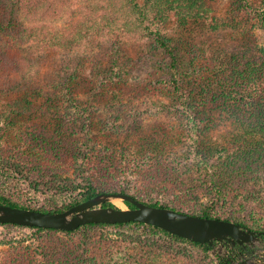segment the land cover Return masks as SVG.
I'll return each instance as SVG.
<instances>
[{"label": "trees", "instance_id": "obj_1", "mask_svg": "<svg viewBox=\"0 0 264 264\" xmlns=\"http://www.w3.org/2000/svg\"><path fill=\"white\" fill-rule=\"evenodd\" d=\"M234 4L232 15L218 19L208 0H0V116L6 115L2 121L38 114L43 86L37 69L50 56L58 66L56 87L48 89L50 97L68 102L79 112L93 103L117 112L116 90L122 89L119 86L129 74V47L153 40L169 58L167 65H161L165 78L156 81H167L169 86L165 91L170 92V103L161 106L177 121L174 140L190 145L186 159L178 162L187 170L174 173L186 174L188 184L183 183L184 177L155 167L145 169L151 176L144 175L143 166L158 155L160 146L155 142L145 143L148 153L142 154L149 155L131 174L126 164L114 166L113 159L103 155L110 151L107 146L94 161L89 150L81 152L67 144L70 131L71 140L80 139L72 130L77 121L66 128L57 114L59 130L52 134L57 139H51L48 148L39 141L34 158L13 160L0 150V203L60 212L102 192H121L150 205L234 220L264 231V224L252 222L251 212L243 206L244 199L250 201L254 192L259 193L258 186H264V46H252L247 34L253 25L250 16L258 15L264 25V0L260 6L250 0ZM171 20L179 26L214 21V33L229 30L243 35L245 41L243 46L220 51L195 46L188 59L190 41L182 34L171 37L166 27ZM92 46L96 51L90 55ZM109 93H114L113 98ZM219 119L231 124L230 134L216 133ZM55 149L59 154L47 157ZM69 158L76 163L74 176H60L56 167L66 165ZM208 188L209 202L196 208L198 191ZM177 195L191 199L190 203L178 201ZM40 197L47 202L37 205L35 199ZM110 205L116 207L104 204ZM0 225L35 233L77 234L76 244L69 238L54 240L56 245L48 246L41 264H218L208 254L213 246L139 221L87 223L74 230ZM104 232L116 237L104 240L99 236ZM25 255H0V264H26Z\"/></svg>", "mask_w": 264, "mask_h": 264}, {"label": "rangeland", "instance_id": "obj_2", "mask_svg": "<svg viewBox=\"0 0 264 264\" xmlns=\"http://www.w3.org/2000/svg\"><path fill=\"white\" fill-rule=\"evenodd\" d=\"M139 1L140 3L143 2V0ZM208 1L214 8V15L220 19L232 15L231 9L235 6L236 0ZM250 2L254 6L262 4V0H250ZM249 20L253 24L251 28H248L249 43L252 46L263 47L264 25L261 18L258 15H252ZM212 22L214 21L199 24L191 22L187 26H179L175 20H171L166 27L171 37L174 38L182 34L185 39L190 41L188 46H192V48H190L191 52L188 59H191V56L194 55L195 46H206L208 49H216V51L231 46H243L245 41L243 35L231 34L229 30L215 31L214 33V29L211 28ZM248 38H246V41ZM95 51V46H92L90 55L94 54ZM129 53L131 56L129 74H126L125 81L119 86H123L122 89L118 88L116 90L118 101L115 111L117 112L104 109V106L94 105V103L89 105L87 110L79 112L72 108L68 102L58 103L54 96L50 97L48 94L49 88L56 87V70L58 66L51 60V56L47 59L44 58L40 68L37 69L39 71L37 77L40 78L43 86V96L38 102V114L21 119L15 118L9 123L8 121H2V118L6 115L0 116V150L6 153V158L18 161H24L25 158H22V156L34 158L32 154L39 141L47 148L50 147V140L57 139L52 134L57 133L59 130L56 120L57 114H59L64 118L66 128L68 126L73 127L74 121H77L72 130L77 132L80 139L76 142L71 140L72 131H70L66 143L72 144L81 152L89 150V156L94 161L96 156L102 154V148L107 146L110 151L104 152L103 155H106L109 159L112 158L111 162L114 166L126 164L128 172L133 174L138 166L142 164L143 159L149 155L142 154V152H147L148 145L145 143L155 142L160 146L156 150L159 156H151L148 159V164L143 166L142 172L145 176H151V173L145 171L146 168L151 167L174 176L180 175L174 173L187 170L183 164H178V162L180 158L186 159L190 145L177 141L178 139L174 140V135L178 130L177 121L170 119L161 106L162 103H170V92L165 91V88L169 86H167V81L164 84L156 83L158 78H165L166 76L161 65L168 64V55L153 40H141L139 44L129 47ZM63 90V93L67 91L66 89ZM108 95L111 99L114 93ZM2 114L4 113L2 112ZM230 126L231 124L228 121L222 122L219 119L216 133L220 136L228 135L231 133L229 131ZM55 150L56 152H49L47 157H56L59 150ZM62 156H65V154ZM62 165L61 163L58 164L56 172L59 171L60 176L63 177H73L75 161L69 158L67 164L63 167ZM54 168H51V170ZM46 170H48L47 164L45 165ZM185 176L186 174L180 175L181 178L184 177L183 183L188 184L190 180ZM134 178L137 179L138 175H135ZM178 185H182V180L178 181ZM258 188L259 193L254 192V198L251 197L250 201L244 199L243 206L245 211L251 212L248 214V218L252 222L264 224V186L261 188L258 186ZM209 189L205 192L198 191V198L193 202L196 208L209 202L210 199L207 195ZM175 197L183 203H190L191 201V199L188 200L180 195ZM35 200L37 205L47 202L46 199L41 197ZM114 204L126 207L123 200H117ZM194 212L198 213V211ZM99 236L104 240L109 239V237H116L114 233L109 236L106 232ZM57 238H69L68 240L76 244L77 234L69 236L63 233H35L34 230L28 228L0 225V255L4 257L10 256L12 253L14 255L15 252H23L27 254L25 255L26 264H41L44 259L43 253L51 244V249L54 248L56 245L54 240ZM208 254L215 260L212 256V249L208 251Z\"/></svg>", "mask_w": 264, "mask_h": 264}, {"label": "water", "instance_id": "obj_3", "mask_svg": "<svg viewBox=\"0 0 264 264\" xmlns=\"http://www.w3.org/2000/svg\"><path fill=\"white\" fill-rule=\"evenodd\" d=\"M116 200L129 201L134 207L104 206ZM139 221L161 227L173 234L192 241L215 246L216 242L228 241L247 246L264 235L263 230L247 228L234 220L204 217L177 211L170 207L154 206L142 202L131 194L102 192L88 200L60 212H46L38 209L21 208L0 203V224L12 223L25 226H40L74 230L87 223H122ZM212 249V256L218 264L226 249L218 245ZM232 264H264V260L247 259Z\"/></svg>", "mask_w": 264, "mask_h": 264}, {"label": "flooded vegetation", "instance_id": "obj_4", "mask_svg": "<svg viewBox=\"0 0 264 264\" xmlns=\"http://www.w3.org/2000/svg\"><path fill=\"white\" fill-rule=\"evenodd\" d=\"M224 245L226 251L223 254L222 260L226 264H232L235 262H241L247 259H254L257 261L264 260V235H262L259 240L253 244H247V246L240 244H232L231 242H216L213 249L217 248L218 245Z\"/></svg>", "mask_w": 264, "mask_h": 264}, {"label": "bare ground", "instance_id": "obj_5", "mask_svg": "<svg viewBox=\"0 0 264 264\" xmlns=\"http://www.w3.org/2000/svg\"><path fill=\"white\" fill-rule=\"evenodd\" d=\"M117 201V200H116ZM120 207H123V205H120ZM123 208H126V207H123Z\"/></svg>", "mask_w": 264, "mask_h": 264}]
</instances>
